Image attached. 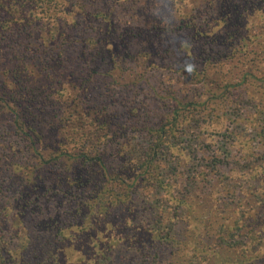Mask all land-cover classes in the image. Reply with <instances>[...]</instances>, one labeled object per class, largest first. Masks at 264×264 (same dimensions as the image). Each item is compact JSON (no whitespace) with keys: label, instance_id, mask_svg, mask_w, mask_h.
I'll list each match as a JSON object with an SVG mask.
<instances>
[{"label":"trees","instance_id":"trees-1","mask_svg":"<svg viewBox=\"0 0 264 264\" xmlns=\"http://www.w3.org/2000/svg\"><path fill=\"white\" fill-rule=\"evenodd\" d=\"M240 62L264 77V0H0V264H264L164 173L197 114L249 95Z\"/></svg>","mask_w":264,"mask_h":264},{"label":"rangeland","instance_id":"rangeland-1","mask_svg":"<svg viewBox=\"0 0 264 264\" xmlns=\"http://www.w3.org/2000/svg\"><path fill=\"white\" fill-rule=\"evenodd\" d=\"M129 16L123 14V20H128ZM244 65L249 68L242 67L240 71L250 75L245 79L249 84V95L243 90L244 87L239 89L244 93L242 105L238 107L237 102L230 100L211 103L208 109L197 114V121L191 122L175 140L176 152H166L164 155L167 164L164 173L167 181L173 184L171 188L174 195L189 197L200 219L206 222L211 219L219 223L231 222L233 216L235 219L240 217L243 207L254 206L260 201V196H255L251 203L245 202L246 197H242V191L254 186V181L245 175L247 166L264 161V137H259V130L255 127L258 116L254 113L258 110L257 100L264 98L260 87L264 77L262 74L254 75L250 64L245 62ZM242 73L236 72L229 77L234 81L243 80L240 77ZM159 74L164 83L157 87L164 96L171 90L183 96L188 88H198L195 79H186L184 73L178 74L171 70L151 69L148 73L149 81ZM151 94L150 90L146 93V102H153ZM249 117L252 118L247 120ZM244 139L249 141L246 149L238 142ZM252 151H255V157L248 155ZM164 192L155 191L154 195L163 202ZM180 210L183 213L186 209L180 205ZM179 227L185 232L182 218L177 220Z\"/></svg>","mask_w":264,"mask_h":264},{"label":"flooded vegetation","instance_id":"flooded-vegetation-1","mask_svg":"<svg viewBox=\"0 0 264 264\" xmlns=\"http://www.w3.org/2000/svg\"><path fill=\"white\" fill-rule=\"evenodd\" d=\"M243 100V99H242ZM244 101V100H243ZM242 101V102H243ZM237 104L238 107L242 105ZM264 104V103H262ZM261 103H257L258 110L255 111V115L257 117L256 126L259 130V137H264V109L261 110L260 107L263 108ZM259 112V114L257 113ZM252 117L247 118L251 119ZM241 146L246 149L249 141L244 139L238 141ZM261 144V142H260ZM255 151L248 152V155L255 157ZM246 176H248L251 180L254 181V186L246 189L244 192L242 191V197H246L245 202L253 201L252 198L255 196H260V201L251 207H243L241 209L240 217L235 219V216L230 218L231 222H234L235 230L231 233L235 239L247 238L246 241L254 246L255 248H259V252L264 251V161L261 164L253 163L247 166ZM218 203V200L216 201ZM245 204L244 206H246ZM216 218V216H215ZM229 221L224 222H215L214 219H211L209 223L212 225L220 227L221 225L227 227ZM230 235V233H229ZM228 236V235H227Z\"/></svg>","mask_w":264,"mask_h":264}]
</instances>
